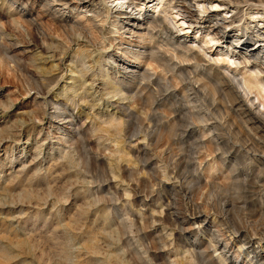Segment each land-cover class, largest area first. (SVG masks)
I'll return each instance as SVG.
<instances>
[{"label":"rangeland","instance_id":"374dc122","mask_svg":"<svg viewBox=\"0 0 264 264\" xmlns=\"http://www.w3.org/2000/svg\"><path fill=\"white\" fill-rule=\"evenodd\" d=\"M121 2L0 0V264H264V0Z\"/></svg>","mask_w":264,"mask_h":264},{"label":"bare ground","instance_id":"6f19581e","mask_svg":"<svg viewBox=\"0 0 264 264\" xmlns=\"http://www.w3.org/2000/svg\"><path fill=\"white\" fill-rule=\"evenodd\" d=\"M124 2V5L125 4H127V2H129V0H123ZM122 3V2H121ZM122 3V4H123ZM122 12V11H121ZM118 16V15H117ZM260 16H262V15H260ZM115 17V16H114ZM30 20V19H29ZM113 20H114V18H113ZM151 20V19H150ZM35 21V20H34ZM118 21V20H117ZM151 23V22H150ZM159 23V22H158ZM32 24V23H31ZM115 24H116V21H115ZM154 24V26H155V24H157V21H153V23H152V25ZM133 25L135 26L136 25V27H137V25L138 26H140L139 25V23L138 22H136V21H133ZM151 25V24H150ZM161 26V25H160ZM149 27V26H148ZM152 27V26H151ZM159 27V26H158ZM127 29V28H126ZM139 29V28H138ZM138 29H136V28H133V27H130L129 28V32H130V34H131V36L133 37V35L135 36V34H137V36L140 38V37H142V32H140ZM144 38V37H143ZM174 43V42H173ZM149 44H151V43H149ZM149 46V45H148ZM151 46H152V44H151ZM178 46L179 47H183L184 48V45L182 44V43H179L178 44ZM178 50V49H177ZM244 50V49H243ZM152 51V50H151ZM155 51V50H154ZM157 51V50H156ZM163 51V50H162ZM253 51H254V49H253ZM149 52V51H148ZM160 52V51H159ZM158 52V53H159ZM151 54V53H150ZM154 54V53H153ZM142 56H145L146 55V52H143L142 54H141ZM141 56V57H142ZM154 56V55H153ZM251 56V55H250ZM161 57H162V54H161ZM252 57V56H251ZM250 57V58H251ZM255 58V57H254ZM262 58V57H261ZM151 59V58H150ZM149 59V60H150ZM153 59H154V57H153ZM152 59V60H153ZM197 59H201V58H199V56H197ZM148 60V59H147ZM154 60H156L157 62H158V59H154ZM248 61V60H247ZM250 61V60H249ZM159 62H160V60H159ZM242 61L240 60V63H241ZM162 63V62H161ZM235 63V62H234ZM147 69V68H146ZM148 70V69H147ZM149 70H150V68H149ZM154 70V69H153ZM132 71V70H131ZM145 71V70H144ZM262 72V71H261ZM142 73V72H141ZM154 73V72H153ZM131 74V78L129 79V83H132L133 81H134V79L133 78H137V77H139L140 76V74H138V73H130ZM152 75V74H151ZM148 72H143L142 74H141V78L142 79H147V78H150V76H151ZM126 78V77H125ZM148 80V79H147ZM150 80V79H149ZM245 85H247V87H248V89L249 88H251V87H257L258 89H259V91H262V93L264 94V83L263 82H261V81H258V80H255L253 83L250 81V80H246L245 82ZM142 85V84H141ZM206 86V85H205ZM146 87V86H145ZM147 87H148V85H147ZM210 87V86H209ZM214 89V88H213ZM252 89V88H251ZM250 90V89H249ZM119 92V91H118ZM136 92H138V91H136ZM140 92V91H139ZM117 93V92H116ZM116 93H115V95H116ZM119 94V93H118ZM135 94V93H134ZM134 94H132V96L134 95ZM136 95H137V93H136ZM216 95V94H215ZM226 95V94H225ZM135 96V95H134ZM139 96V95H138ZM124 99V98H123ZM137 99V98H136ZM138 100H139V98H138ZM263 104H264V102H263ZM121 106H123V105H121ZM122 108V107H121ZM153 108V107H152ZM127 109V108H126ZM125 111V110H124ZM228 111V110H227ZM128 112H129V110H128ZM234 126V125H233ZM239 231V230H238Z\"/></svg>","mask_w":264,"mask_h":264}]
</instances>
